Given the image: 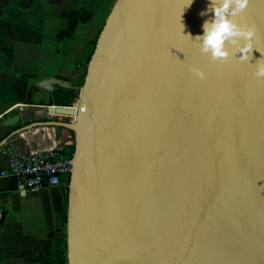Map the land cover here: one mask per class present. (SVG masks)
Instances as JSON below:
<instances>
[{
	"label": "water",
	"instance_id": "95a60500",
	"mask_svg": "<svg viewBox=\"0 0 264 264\" xmlns=\"http://www.w3.org/2000/svg\"><path fill=\"white\" fill-rule=\"evenodd\" d=\"M52 110L67 264H264V0H115Z\"/></svg>",
	"mask_w": 264,
	"mask_h": 264
},
{
	"label": "crops",
	"instance_id": "0c3cea01",
	"mask_svg": "<svg viewBox=\"0 0 264 264\" xmlns=\"http://www.w3.org/2000/svg\"><path fill=\"white\" fill-rule=\"evenodd\" d=\"M114 2L0 0V171L9 146L49 144L62 124L46 122L74 118L52 109L76 104L90 40ZM20 184L17 175L0 174V264H58L64 183L36 190Z\"/></svg>",
	"mask_w": 264,
	"mask_h": 264
},
{
	"label": "built area",
	"instance_id": "2783aa9c",
	"mask_svg": "<svg viewBox=\"0 0 264 264\" xmlns=\"http://www.w3.org/2000/svg\"><path fill=\"white\" fill-rule=\"evenodd\" d=\"M8 166L0 174H15L27 190H36L43 185H56L61 182V176L70 171L71 157L67 154L65 145L59 140L49 144L31 147L19 151L9 146ZM2 208L0 202V219Z\"/></svg>",
	"mask_w": 264,
	"mask_h": 264
},
{
	"label": "trees",
	"instance_id": "16d2710c",
	"mask_svg": "<svg viewBox=\"0 0 264 264\" xmlns=\"http://www.w3.org/2000/svg\"><path fill=\"white\" fill-rule=\"evenodd\" d=\"M98 34L99 33H97L95 35V37L90 40V49H89V52H88L87 57H86L85 70H84L83 75L80 78V84H82L84 81L87 63H88V61L91 57V54L94 50ZM24 132H25V130H21L17 134H23ZM17 134H15V135H17ZM56 137L58 138V140L60 142H62L65 145V148L67 146L69 147V151H67L68 150L67 148H66V151H67V154L69 155V157H71L73 150H74V144H75L74 130L68 126L58 125L57 131H56ZM69 179H70V171H67L66 173H64L61 176V181H63V183H64L63 189H62L63 203H64V210L62 213V218H63L64 225L66 224V220H67L66 207H67V202H68V181H69ZM66 247H67L66 233L63 232V236L60 239L58 246L54 250L55 258H56V261L58 262V264H67Z\"/></svg>",
	"mask_w": 264,
	"mask_h": 264
},
{
	"label": "rangeland",
	"instance_id": "374dc122",
	"mask_svg": "<svg viewBox=\"0 0 264 264\" xmlns=\"http://www.w3.org/2000/svg\"><path fill=\"white\" fill-rule=\"evenodd\" d=\"M66 148L68 149L67 151H69V147L67 146ZM63 232L66 233V224L63 226Z\"/></svg>",
	"mask_w": 264,
	"mask_h": 264
}]
</instances>
